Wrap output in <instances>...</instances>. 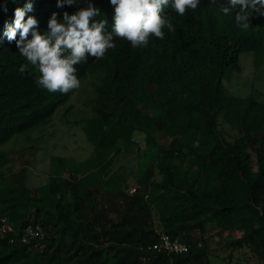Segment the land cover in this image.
I'll return each instance as SVG.
<instances>
[{
  "label": "trees",
  "instance_id": "obj_1",
  "mask_svg": "<svg viewBox=\"0 0 264 264\" xmlns=\"http://www.w3.org/2000/svg\"><path fill=\"white\" fill-rule=\"evenodd\" d=\"M26 2L0 0V148L49 121L76 90L50 93L37 85L35 67L19 71L27 63L17 48L19 33L11 42L3 33ZM225 2L200 0L184 16L169 6L164 11L175 31L165 28L164 39L152 37L147 47L133 48L114 38L115 48L102 59L89 57L76 66L80 81L88 72L104 75L95 88L97 118L85 126L95 153L130 150L136 134L147 135V143L161 152L138 180L150 195L122 188L113 193L121 201L119 220L109 210L113 195L78 176L62 182L52 177L48 188H28L25 168L19 170L20 163L0 151V216L16 231L0 236V264H194L207 254L209 225L217 235L239 231L232 245L247 246L264 264V104L234 97L222 85L227 69L239 70L242 54L254 52L264 60V17L253 15L242 29L234 13L220 12ZM32 4L25 20L34 17L41 34L53 13L63 22L64 12L71 15L88 4L100 10L96 19H106L109 30L113 23L110 0ZM143 105L153 106L157 116L146 114ZM220 118L234 131L232 141L220 132ZM152 129L170 137L168 147H159ZM113 163L114 156L100 172ZM156 170L162 181L154 179ZM28 225L43 227L44 238L21 243ZM157 231L182 237L192 249L183 255L149 250Z\"/></svg>",
  "mask_w": 264,
  "mask_h": 264
},
{
  "label": "rangeland",
  "instance_id": "obj_2",
  "mask_svg": "<svg viewBox=\"0 0 264 264\" xmlns=\"http://www.w3.org/2000/svg\"><path fill=\"white\" fill-rule=\"evenodd\" d=\"M238 64L239 70L229 68L225 71L223 88L234 97L253 98L264 104V60L259 59L254 52H247L240 56ZM103 76L102 73L88 72L81 80L80 87L49 121L17 134L0 148L2 153L20 163L19 170L25 168L28 188H48L52 177L62 182L71 176H78L89 187L98 188L107 196L120 188L129 194L132 188H137L150 195L148 186L138 180L157 162L161 152L158 147L147 143V135L136 134L137 145H133L130 150L124 149L119 155L113 151L97 155L94 145L86 136L88 121L97 118L93 110L95 88L102 83ZM142 108L150 116L158 114L153 106L143 105ZM219 130L227 141L233 140L234 131L221 118ZM150 133L159 147H168L171 139L166 133L156 129ZM112 156V167L104 173L100 172V167ZM181 174L185 176L184 172ZM154 179H163L158 170ZM112 198L109 210L119 220L120 215L116 211L121 207V201L117 196L113 195ZM240 236L241 233L236 229L217 235L213 226L209 225L206 234L207 254L194 264H261L247 246L232 245Z\"/></svg>",
  "mask_w": 264,
  "mask_h": 264
},
{
  "label": "clouds",
  "instance_id": "obj_3",
  "mask_svg": "<svg viewBox=\"0 0 264 264\" xmlns=\"http://www.w3.org/2000/svg\"><path fill=\"white\" fill-rule=\"evenodd\" d=\"M110 3L114 7L110 30L106 19H96L100 10L88 4L71 15L64 12L63 22L53 13L47 31L41 34L34 17L25 20L26 11L33 7L32 0H27L24 8L15 9L14 24L6 25L3 33L10 42L19 33L17 48L27 61L19 71L24 73L31 65L39 72L38 86L50 93L68 94L81 85L76 66L87 62L89 57L102 59L109 49L115 48L114 38L127 40L133 48L147 47L152 37L164 39L165 28L175 31L165 8L170 6L184 16L189 9H197L200 0H110ZM211 3L214 5L217 0ZM65 4L72 6L77 0H57L58 7ZM219 10L225 16L234 13L236 25L247 29L253 15L264 17V0H226Z\"/></svg>",
  "mask_w": 264,
  "mask_h": 264
},
{
  "label": "built area",
  "instance_id": "obj_4",
  "mask_svg": "<svg viewBox=\"0 0 264 264\" xmlns=\"http://www.w3.org/2000/svg\"><path fill=\"white\" fill-rule=\"evenodd\" d=\"M137 192V188H132L130 194ZM16 232L6 215L0 216V236H6L9 233ZM157 241L149 246V250L158 254H176L183 255L189 253L192 245L182 239V237L172 238L164 232L157 231ZM44 229L41 226L28 225L20 236V242L23 244L29 243L35 239L44 238ZM11 243H16L15 239L10 240ZM201 246V244H199Z\"/></svg>",
  "mask_w": 264,
  "mask_h": 264
}]
</instances>
